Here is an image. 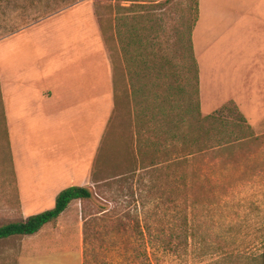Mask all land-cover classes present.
<instances>
[{
	"label": "rangeland",
	"instance_id": "rangeland-1",
	"mask_svg": "<svg viewBox=\"0 0 264 264\" xmlns=\"http://www.w3.org/2000/svg\"><path fill=\"white\" fill-rule=\"evenodd\" d=\"M73 6H93L108 28L117 107L91 197L70 204L39 239L0 240V264H75L72 254L38 247L55 239L67 252L82 249V264H261L264 131L248 127L232 103L210 113L214 120L199 115L187 40L195 0H0V36L11 19L17 28ZM14 182L0 102V225L19 219L7 189ZM185 213L187 239L178 230ZM168 239L173 249L164 248ZM24 243L34 251H22Z\"/></svg>",
	"mask_w": 264,
	"mask_h": 264
},
{
	"label": "crops",
	"instance_id": "crops-1",
	"mask_svg": "<svg viewBox=\"0 0 264 264\" xmlns=\"http://www.w3.org/2000/svg\"><path fill=\"white\" fill-rule=\"evenodd\" d=\"M71 8L17 28L11 19L0 36V102L15 180L7 189L14 188L22 219L51 209L61 190L90 185L114 110L108 28L93 6ZM196 15L200 111L232 103L264 131V0H197ZM47 226L23 238H41ZM31 245L22 251L32 253ZM39 245L82 264V249L67 252L66 241Z\"/></svg>",
	"mask_w": 264,
	"mask_h": 264
},
{
	"label": "trees",
	"instance_id": "trees-1",
	"mask_svg": "<svg viewBox=\"0 0 264 264\" xmlns=\"http://www.w3.org/2000/svg\"><path fill=\"white\" fill-rule=\"evenodd\" d=\"M195 8H196L195 10H196V14H197V0H195ZM196 14H195V17H194V19H193V21L189 27L187 40H188V48H190L189 53L191 50V55H192V59L194 62L195 82H196V90L195 91H197L198 113H199V115H201L199 100H198V68H197L196 60L194 58L192 42H191V31H192L194 22L196 20V16H197ZM116 93L117 92H116L115 77H114V108L117 107V94ZM134 93L136 94L135 90H134ZM228 107H229V104H225L222 107H220L217 112L222 113ZM140 114L142 116L146 115L145 112H143V111H140ZM240 118L242 119L243 122H245V124H247L246 120L244 119L242 114H240ZM202 119L206 120V121L207 120L211 121V120L215 119V116L213 114H208L206 116H203ZM247 126L250 127L249 125H247ZM90 197H91V192L87 187L69 186V187L61 190L57 194V196L55 198L54 206L51 209H48V210H45V211H42V212H39V213H36L33 215H29L25 219L19 218L17 220L10 221V222H7V223L0 225V240L6 239V238H9L12 236L23 237V236H27V235H33V234L37 233L40 229H42L45 225L52 224V223L56 222L58 217L62 214V212H64L66 210V208L68 207L70 202H72L74 200L75 201H77V200L81 201V200L88 199ZM178 224H179L178 230H179L180 235L185 236L184 238L187 239L188 235L191 234V232H192L191 231L192 227L189 223V219H188V216L186 213L181 217V219H179ZM150 228L151 227L146 220L145 229L148 232V235L151 236V238L149 237L150 241H152L151 239L153 238V235H151L152 231ZM160 239H161V237H160ZM173 242H174L173 239H168V241H166L164 243V244H166V247H164V248L173 249L174 248ZM260 263L264 264V249H263L262 253L260 254Z\"/></svg>",
	"mask_w": 264,
	"mask_h": 264
}]
</instances>
